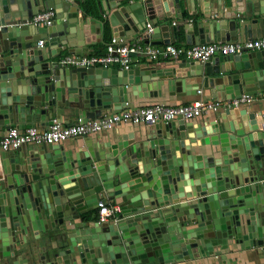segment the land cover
<instances>
[{
	"label": "water",
	"instance_id": "water-1",
	"mask_svg": "<svg viewBox=\"0 0 264 264\" xmlns=\"http://www.w3.org/2000/svg\"><path fill=\"white\" fill-rule=\"evenodd\" d=\"M79 2L0 0V125L8 126V122L16 121L24 128L26 120L36 116L42 119L46 114L53 120L58 107L80 109L79 116L94 118L95 108H108L105 106L113 96L121 90L124 92L127 85L148 81L150 72H160L156 79L159 85L167 80L170 86L172 79L181 83V78L190 77L188 81L194 82L191 76L224 72L228 70L224 66L228 59L233 62L231 70L243 71L241 79L250 77L256 70L264 75V49L224 56L225 60L217 57L214 65L184 59L177 67L147 69L138 71L139 74L130 68L119 72L118 69L65 66L52 60L60 51H51L52 45L74 52L75 48L100 42L103 32H107L105 22L109 24L111 36L116 38L128 40L138 33L144 35L146 43L150 38L154 44L174 42L177 26L171 25L167 18L175 17L183 2L192 6L193 14L195 6L200 5L203 15L195 22L196 34L194 24L185 28L188 45L262 37L264 0H230V6L224 0H98L97 10L94 6L80 8ZM235 5L240 20L219 18L220 11L231 12ZM45 9L55 11L50 26L28 23ZM100 15L107 16L105 21L99 19ZM148 24L156 25L151 32L145 31ZM42 39H46L45 46L37 44ZM185 68L186 72L182 71L181 75L180 71ZM108 87L109 95L105 90ZM255 89L244 88L232 98L255 94ZM125 96L126 93L121 98L126 102ZM89 108L92 109L85 111ZM230 111L235 115L236 124L226 117ZM230 111L214 124L210 123L209 128L183 127L182 120L150 124L145 128L147 146L138 145L122 152L121 167L104 163L102 156L82 164L91 160L88 154L79 153L74 158L71 153L52 147L53 144L42 145L40 153L6 170V182H0V264H12L2 261L3 257L14 256V244L20 243L22 236L40 231H49L47 238L59 240L60 245L50 243L44 255L31 252L29 255L35 258L29 263L24 258L26 264H156L172 256L181 258L195 244L203 248V242L210 249L217 242L225 244L219 239L226 237L251 243L252 239L263 238L264 117L257 115L255 123L251 114V121L245 123L241 117L245 113L240 114L235 107ZM243 129L248 131L243 133ZM236 130L240 132L231 135ZM192 131L199 139L207 135L213 145L219 146L218 151H211L210 157H179L176 146L184 147L185 152L188 149L178 140ZM129 155L135 160L130 161ZM146 156L152 161L140 170L138 157L144 161ZM24 163L27 165L23 166ZM32 173H37V177H30ZM109 186L116 198L121 197V210L116 221L103 223L98 229L106 233L105 240L79 244L63 236L61 230L67 231L75 225L68 226L67 220L74 221L85 208L95 207L97 195ZM189 206L195 212L180 225L183 238L193 239L192 243L182 242L177 249L169 248L161 241L166 230L162 223L180 228L173 215L176 210L185 211ZM154 211H158L156 219L151 216ZM193 220L202 225L196 226L189 237L183 229ZM245 227L247 232L242 233ZM193 234L197 235L198 242L194 241ZM80 245L84 248L82 252H78ZM17 260L13 264H23Z\"/></svg>",
	"mask_w": 264,
	"mask_h": 264
},
{
	"label": "crops",
	"instance_id": "crops-1",
	"mask_svg": "<svg viewBox=\"0 0 264 264\" xmlns=\"http://www.w3.org/2000/svg\"><path fill=\"white\" fill-rule=\"evenodd\" d=\"M80 1L79 5L80 8L84 7H93L94 9L97 10V3L98 0H76ZM225 5L230 6V0H224ZM87 4V5H86ZM234 8H231V12H226L225 10L220 11V19H229V20H240L238 16V9L237 6H233ZM85 9V8H84ZM195 14L192 13V6L187 4L186 2H183L180 6V12H176L175 17H168L167 20L171 25H176L177 26V37L174 42H171L172 44L175 45H180V46H188L185 42V35L187 33L186 27H190L191 25L194 24L195 28V34L197 33L195 22L198 20V18L203 17V15L200 13V5L195 6ZM199 10V11H198ZM80 15L82 14L81 11H79ZM196 12H198L196 14ZM218 13V15H219ZM235 13L236 16H232L231 14ZM234 14V15H235ZM107 18V16H99L100 20H104ZM217 18V19H219ZM214 19V18H213ZM161 22H158V24ZM174 23V24H173ZM106 27H107V32H103L102 40L100 42H96L90 45H85L81 48H75L76 50L74 52H69L67 49H63V46H58L57 45H52V50L53 52L57 53V51H60L59 54L53 58L52 60L59 61L60 59L66 55H86L94 51H98V53H104L105 48L107 43L114 37L111 36L110 31H109V24L108 22H105ZM156 25H152V29ZM146 32L147 29L145 30ZM138 33H135L132 35L131 39H128V41L133 40L136 38ZM240 37V36H239ZM258 38V37H256ZM240 39V38H238ZM44 40V44L42 46H45L46 39ZM243 42L245 40H237L236 42ZM38 44V42H37ZM150 45H157L161 46L164 45L162 44H154L151 42V38L149 41ZM191 45V44H189ZM254 51H249V52H243L242 54H248L250 52H255ZM80 52V54H78ZM240 55V54H238ZM134 57V56H133ZM184 59L183 57H180L179 59L176 60H163L159 59L155 62H149L146 60L145 57L142 55L140 56H135L131 65L130 69L132 71H136L137 74H139L140 71H144L147 69H162L164 67L170 68V67H177L178 64H180ZM224 59L225 57H219V60ZM191 60V59H189ZM193 61V60H192ZM214 58L210 61L211 65H214ZM227 69L224 72L216 73V72H211L209 75L203 74V75H194L191 76L194 82L188 81L190 78H186L184 80L181 78L182 82H171V85L168 86L167 80H164L162 85H159V80H156L159 78L160 72L156 73H149V76L147 75V78L149 79L148 81H143L140 82V84H132V85H127L126 90L124 92L121 90L118 95L115 97L113 96L111 100H109L106 104L105 107L108 108H95V117L101 116L103 114H111V113H116L122 111L124 108H139L144 105L152 104V103H163L167 105H180V104H185L187 102H190L194 99L200 98V100H208V101H219L221 103L220 107H218L215 110H207L204 112L201 117H198L196 119H193L191 121H186L183 122V127L184 126H189V128H194L199 129V126L209 128L210 123L214 124V122L222 116H226L225 112L227 110H232L234 107H231L227 104V100L232 98V95H236L238 93H241V91L244 88L248 89H255V94H252L251 96L253 97L252 102L250 104L246 105H241L238 107L240 114L245 113V116L241 114L243 122H247V120L251 121V118L249 115L253 114V117L256 121V116L257 115H262L264 117V90L261 88L264 86V75H260V71L256 70L255 72H252L250 77H245L241 79V73L243 71H237V70H231L230 68L233 67V62L231 60H228L224 62V66ZM72 67V66H69ZM111 69H118L119 72H121V69L118 65H113L108 67V69H103L104 71H109ZM187 68L182 69L180 71V74L182 75L184 72H186ZM139 71V72H138ZM184 71V72H182ZM214 71V70H213ZM177 80V79H176ZM230 81V83H229ZM229 83V84H228ZM233 87V88H230ZM232 92H230V90ZM106 92L109 95V90L110 87L105 88ZM200 90L201 93H198L197 91ZM124 93H126L127 101L125 102V99L121 98L124 96ZM29 99H31L29 97ZM67 99V98H65ZM44 106H42L43 108ZM92 108L86 109L85 111H89ZM80 109H75V110H70V109H64V108H57L56 114L52 116L53 120H49L50 117L46 114L44 118H40V116H36L34 119H29L26 120L25 122V127H29L31 125H36V126H46L48 125L49 121H54L57 120L61 123L64 124H71L75 123L79 119H81L78 114ZM246 118H244V117ZM30 117V116H29ZM229 121H232L234 124H236L235 121V115L230 113L226 116ZM249 117V118H248ZM179 122V120H176ZM175 122V121H172ZM165 123V122H162ZM248 123V122H247ZM8 126L2 124L0 125V135L8 128L11 126L18 127L20 129H23L22 123H18L16 121H13L12 123H7ZM148 126L150 125H145V124H132V123H126V124H118L112 129L93 133L90 135H85L81 137H76V138H71L68 139L64 142L58 143V144H53L51 145L52 147L55 146L58 148H61L62 151L66 153H71L74 158H78L79 153H84L88 154V156L91 157V160H86L82 164L89 163L90 161L97 159L98 157L102 156L103 160L105 161L104 163L108 165H112L114 167H121L122 164L124 163L122 152H129V149L134 146L138 147H145L147 146V141L148 139L145 137V131ZM182 126V125H181ZM244 132L246 133L248 130L243 129ZM240 131H237L231 135L235 136L236 133H239ZM242 133V134H243ZM212 137H215L212 135ZM180 143H182V146L187 147V151L185 152V148L181 146H176V149L180 150L179 152V157H188L191 156V158H196L198 156H207L210 157L212 155L211 151H218L219 146L218 145H213L212 141L209 140L208 136L202 135L201 138L199 139L198 135H195V132H189L188 135H183V139L178 140ZM203 141V142H202ZM217 141V140H215ZM202 142V143H201ZM144 144V145H143ZM42 145H31V144H25L18 152L16 153H11V154H5L3 152H0V182H6L4 178L6 177L5 171L12 168L15 163L20 162L21 160H27L29 157L34 156L35 153H40V148ZM48 146V145H46ZM181 147V149H180ZM231 148L235 147L232 145ZM233 149V150H234ZM38 150V151H37ZM14 151V150H13ZM34 152V153H32ZM135 153H138L137 150L133 151ZM113 153H117L113 155ZM190 153V154H189ZM138 155V154H137ZM218 155V154H216ZM41 157L42 155L39 154ZM117 156V157H116ZM128 159L132 161L133 155H129ZM44 160V159H43ZM135 160V159H134ZM127 161V160H126ZM149 161H152L148 156L144 159V161L141 160L140 157H138V164L140 170H143L144 165L147 166ZM156 161V160H155ZM143 162V163H142ZM23 165V164H22ZM27 164L24 163L23 166H26ZM24 172V171H23ZM19 175V174H17ZM36 174H31L30 177H37L35 176ZM138 175H141L138 174ZM114 181L116 182L117 179L114 178ZM16 189V188H15ZM113 188L112 186L105 187L102 192H100L96 199L97 201H104L108 203V205H113L115 203L119 204L121 203V197L116 198L114 196ZM199 206V205H198ZM193 206H189L185 208V211L181 210H176V214L173 215L177 221L178 225L183 224L186 219H189L190 217L193 216V213L195 210H193ZM158 214V211H154L151 216L152 219H156V216ZM119 213H117L114 217L110 218L108 221H116ZM97 216H98V206L96 205L95 207L91 208H85L82 211V214L79 215L77 219L74 221H68L67 224L68 226L71 224L75 225L73 228H70L67 231L61 230V233L64 235H67L70 237L72 240L78 242L79 244L83 243V241H89L92 242H99V241H104L105 240V234L104 232H101L98 230L101 227V224L97 223ZM200 215H197L196 217H199ZM104 222V223H106ZM164 224L166 230L161 236V241L163 240L164 243L167 244L169 248H178L179 243L185 242L186 244L192 243L191 241L193 239L188 238L184 239L182 236V227L180 225L175 228V226H168L166 223ZM161 225V224H160ZM199 225H202L199 221L191 222L190 224H186L184 226L183 231H187L188 235L190 237V232L192 234L193 229L198 227ZM175 228V229H174ZM246 228L243 230L242 233H246ZM242 230V229H241ZM54 232H58V230H53ZM48 232H42L40 231L39 233L37 232L36 235L32 233H28L27 236H22L21 242H17L14 244L15 248L14 249V256L12 257H3L5 258L2 262H13L16 260V258H19V262H22L23 264H26V261L24 258L28 260V263L30 262L31 259L35 258L31 255H29L31 252H34L36 254H43L45 247L50 245H56L59 243V240H55L54 238L50 241L47 236ZM250 232V231H249ZM194 233V232H193ZM194 235V234H193ZM192 235V236H193ZM258 235V234H257ZM25 238V239H24ZM194 241L198 242L197 235H194ZM221 241H225V244H220L217 242L216 244L212 245L208 249L207 245L201 243L202 247L200 246H192L191 250H186L184 252L185 254L181 258H176L173 256L169 260H165L163 262H159L156 264H264V237L263 238H256L252 239V243L250 240H241V239H236V237L233 238H227L224 239H219ZM75 242V243H76ZM168 242L170 243L168 245ZM61 244H65L62 243ZM60 245V243H59ZM58 245V246H59ZM84 248H82V245L78 247V252H82ZM96 250V249H95ZM188 251V252H187ZM204 251V252H203ZM44 255V254H43ZM77 258L78 255H77ZM108 257L105 255V260H107ZM21 264V263H20Z\"/></svg>",
	"mask_w": 264,
	"mask_h": 264
},
{
	"label": "built area",
	"instance_id": "built-area-1",
	"mask_svg": "<svg viewBox=\"0 0 264 264\" xmlns=\"http://www.w3.org/2000/svg\"><path fill=\"white\" fill-rule=\"evenodd\" d=\"M55 11L45 9L35 14L28 23L37 26H50L54 22ZM174 24V23H173ZM147 31H152V25H147ZM44 40H39L42 46ZM264 49V36L247 39L241 42H203L186 46L172 43L161 46L150 45L145 42L143 34L133 40H124L113 37L106 45L105 52L86 55H66L60 59L65 66L86 68H108L118 65L121 69H129L135 56L142 55L149 62H155L160 58L163 60H176L180 57L198 61L202 64L210 62L213 58L229 55H238L243 52ZM134 56V57H133ZM201 93L200 90L197 91ZM253 97L249 94H241L227 100L231 107L238 108L241 105L250 104ZM217 100L206 101L200 98L180 105H167L163 103H152L139 108H124L120 112L103 114L94 118L81 116L78 121L64 124L57 120L46 126L31 125L20 129L15 126L8 127L0 135V152L21 149L25 144L47 145L58 144L71 138L90 135L93 133L112 129L118 124H155L182 120L191 121L206 112L220 107ZM97 223L103 224L110 218L120 213V205L115 203L108 205L104 201H98ZM101 224V225H102Z\"/></svg>",
	"mask_w": 264,
	"mask_h": 264
},
{
	"label": "trees",
	"instance_id": "trees-1",
	"mask_svg": "<svg viewBox=\"0 0 264 264\" xmlns=\"http://www.w3.org/2000/svg\"><path fill=\"white\" fill-rule=\"evenodd\" d=\"M87 5V4H86ZM84 8H87V7H84ZM89 54H99L98 51H94V52H91Z\"/></svg>",
	"mask_w": 264,
	"mask_h": 264
}]
</instances>
